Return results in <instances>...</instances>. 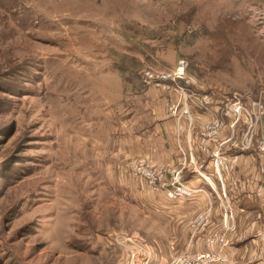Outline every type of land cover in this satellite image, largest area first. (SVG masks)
I'll use <instances>...</instances> for the list:
<instances>
[{
  "label": "rangeland",
  "instance_id": "rangeland-1",
  "mask_svg": "<svg viewBox=\"0 0 264 264\" xmlns=\"http://www.w3.org/2000/svg\"><path fill=\"white\" fill-rule=\"evenodd\" d=\"M181 57L192 89L264 101V0H0V264H132L135 244L152 252L140 264H170L186 250L179 201L142 195L116 156L142 70Z\"/></svg>",
  "mask_w": 264,
  "mask_h": 264
},
{
  "label": "built area",
  "instance_id": "built-area-1",
  "mask_svg": "<svg viewBox=\"0 0 264 264\" xmlns=\"http://www.w3.org/2000/svg\"><path fill=\"white\" fill-rule=\"evenodd\" d=\"M143 83L157 86L169 93L166 113L175 119L178 130L186 134L187 149L179 146L181 159L177 164H157L144 155H138L126 163V171L131 176L145 181L156 195L165 192L166 198L176 201L193 199L198 193L209 192L195 185L185 174L196 173L211 188H217L213 175L225 188V179L237 170L239 157L246 153L257 154L264 165V101L261 98L243 96L238 93L224 92L219 96L194 90L189 74V62L181 57L169 70L146 67L142 70ZM200 122L198 144L207 159V167H201L195 158L193 136ZM264 174V166H263ZM264 179V175H263ZM226 196V194H224ZM260 218L264 231V184L260 192ZM211 219V208L197 216L193 232L206 230ZM235 214L231 205L225 206L223 232H214L205 237L206 249L197 254L183 255L177 262L183 264H226L229 256L223 249L230 243L226 230H231ZM132 241V238H129ZM147 259L152 252L145 246L135 244L131 250L133 261L139 254Z\"/></svg>",
  "mask_w": 264,
  "mask_h": 264
},
{
  "label": "crops",
  "instance_id": "crops-1",
  "mask_svg": "<svg viewBox=\"0 0 264 264\" xmlns=\"http://www.w3.org/2000/svg\"><path fill=\"white\" fill-rule=\"evenodd\" d=\"M144 96L146 99L142 109L137 113L129 112V117L123 122L125 127L122 132L125 134L117 140V146L115 145L116 156L119 157L120 166L118 167L125 175H130L127 169L125 171L123 169L128 157L144 155L157 164L174 165L182 157L179 146L187 149L184 126L179 131L175 119L166 113L169 93L160 87L145 85ZM200 124V122L197 123L193 136L195 158L201 167L210 170V166L207 167V159L198 144L197 133ZM239 161L237 170L226 177L225 188H222L221 182L214 175L217 188H211L208 183L197 177L196 173L185 174V177L193 184L206 189L210 196L200 192L193 199L177 200L179 205L173 211L175 224L188 225L193 231L194 220L210 208L211 219L206 230L192 232L189 246L186 250L175 253L170 264H183L177 262L178 257L203 252L206 249L205 237L208 234L225 231L226 205H231L235 214L231 230H226L230 238V243L223 249V253L229 256V262L226 264H249L251 261L253 264H264V231L260 218V192L264 184V165L255 152L241 155ZM145 194L156 199V202L171 201L166 198L164 191L157 195L154 193L155 198H153L150 187L143 182L142 195ZM139 258H141L140 254L137 261L134 259L132 264H140Z\"/></svg>",
  "mask_w": 264,
  "mask_h": 264
}]
</instances>
